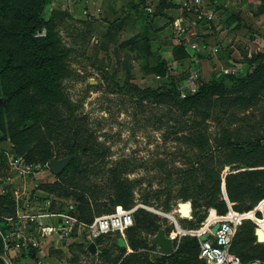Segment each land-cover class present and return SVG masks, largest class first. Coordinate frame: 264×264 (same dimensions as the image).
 <instances>
[{
    "label": "rangeland",
    "instance_id": "374dc122",
    "mask_svg": "<svg viewBox=\"0 0 264 264\" xmlns=\"http://www.w3.org/2000/svg\"><path fill=\"white\" fill-rule=\"evenodd\" d=\"M122 4L128 6L131 0L129 3L123 0ZM183 12L188 13L187 10ZM245 12L246 22L240 24H249L248 30L237 27L236 32L241 36L227 41L225 47L218 41L215 43L213 37L214 32L222 30L221 27L215 30L216 26L207 22L217 19V16L207 19L203 13L195 17L190 13V16L185 15L188 21L180 36L186 39L182 45L186 57L172 62L171 42L161 49L162 57L168 60L165 66L169 74H176L182 79L194 69L198 80L208 81L229 68H237L239 73L250 72L254 64L245 68L246 60L255 52H264V5H251L246 7ZM43 17L51 23V51L63 65L56 80L59 90L70 102L72 116L83 118L80 138L91 150L81 148L75 157L72 156L73 166H69L67 172L59 177L47 170V161L26 162L23 155L14 151L4 130L0 129V215L12 214L17 200L19 205L26 204L32 208L28 212L43 213L33 219L32 226L46 225L40 221L43 219L48 220V225L54 229L60 228L56 218L62 215L76 218L77 201L74 197L80 192H84L90 200L105 204L91 206L93 217L113 212L119 206L105 201L110 192L107 188L108 170L113 167L121 170V178L132 181L131 191L136 201L141 194H150L154 190L161 192L149 199L150 206L138 202L135 206H142L157 216L154 223L163 228L166 235L173 237L175 250L182 236H194L189 231L198 230L201 223L207 224L217 215L213 208L200 206L196 212L197 215L204 212L202 220L198 221V216L191 215L182 218L177 212L180 201L174 197L169 199L168 210L164 209L162 202L166 190L170 189L169 194L175 195L177 184L174 180L181 177L185 168L195 164L197 146L187 143L192 142L197 132L201 134L200 142H205L201 145L204 151L206 147L209 149L219 144L225 136L237 142L264 136V91L251 105L227 111L212 109L210 117L202 121L191 112L181 113L167 102L156 104L149 99L140 100L130 89V86L157 88L168 83L164 78L145 72L141 67L144 60L129 48L130 38L151 34L148 26L142 27V17L140 21H133L125 19L126 16H121L119 12L112 15H104L100 11L93 13L88 0L48 1L43 6ZM199 19L203 22H196ZM189 21L195 22V25ZM174 30L172 24L166 25L164 33L173 38ZM191 31L193 35H190ZM43 34L42 29L36 35ZM168 37L166 41H170ZM157 46L160 48L158 38L154 40L152 37L150 48L159 52ZM214 46L215 49H212ZM148 61L151 66L156 63L155 53L148 57ZM3 102L0 97V105ZM50 146L53 153H60L57 151L60 149L59 141H50ZM10 160L15 165L26 162L30 167L26 166L20 175L17 168L9 164ZM235 166L244 169L240 164ZM228 171L229 166H224L219 173L220 188L222 184L224 186L223 176ZM198 175L202 176L201 172ZM258 202L251 210L239 215L253 212V216L243 217L247 218L244 220H249L254 224L253 228L257 226L264 233V217L260 213L254 214V210L262 212ZM168 214L173 219L167 217ZM77 223L68 227L66 235L56 236L54 244H50L46 251L48 259L40 264H112V260L119 257L115 233L101 234L95 241V238L86 237L84 228ZM189 226L196 228H187ZM153 234V230L140 231L147 242L135 254L143 253L150 262L159 264L155 257L158 255L156 246L148 241ZM121 241L119 237L118 242ZM89 242L94 243V254L86 250ZM100 251L103 254H99Z\"/></svg>",
    "mask_w": 264,
    "mask_h": 264
},
{
    "label": "trees",
    "instance_id": "16d2710c",
    "mask_svg": "<svg viewBox=\"0 0 264 264\" xmlns=\"http://www.w3.org/2000/svg\"><path fill=\"white\" fill-rule=\"evenodd\" d=\"M48 1L51 0H0V97L4 101L0 105V129L4 130L14 151L23 155L26 162H45L50 158L71 155L67 165L56 174L60 177L69 166H73V157L81 148H91L80 138L83 118L72 116L69 108L71 104L59 90L56 81L63 65L51 51V23L43 17V6ZM165 2L158 0L157 9L164 7ZM263 5L264 0H259V7ZM144 21L147 25L148 21ZM42 29L44 34L36 35ZM151 38L152 33L132 37L128 40L129 48L144 60L141 67L145 72L164 78L168 83L157 88L130 86L140 100L149 99L156 104L167 102L181 113L191 112L203 121L210 117L212 109L227 111L251 105L258 99L259 93L264 91V52H255L244 63L245 68L254 64L250 72L245 70L239 74H215L208 81L199 80L194 92L180 97L176 84L181 79L176 74L166 75V62L150 48ZM154 53L156 63L151 66L148 57ZM171 56L175 60L183 59L186 53L183 47L174 45ZM200 137L201 134L197 132L192 142L187 143L189 146H197L195 164L185 168L181 177L174 180L177 184L175 195L171 196L170 189L166 190L162 202L165 211L168 210L171 197L189 201L190 215L198 216V221L205 216L204 212L197 215L196 208L200 206L204 209L211 207L217 214H223L228 201L238 212L251 210L264 198V136L241 142L225 136L214 147H206V151L201 148L205 142L201 143ZM50 141H59L58 155L53 153ZM235 164H240L244 169H239ZM224 166H229V171L223 176L226 199L219 186V173ZM119 172L120 169L113 167L108 170L107 188L110 192L105 197L108 204L121 209L133 207L137 202L150 206L149 199L161 193L158 190L144 193L136 201L131 191L132 181L121 178ZM199 172L202 176L198 175ZM1 187L4 188L5 184L2 183ZM74 199L77 201L76 219L83 224L89 223L93 218L91 206L101 203L95 199L90 200L84 192L77 194ZM248 216H253V212L241 217ZM156 218L155 214L141 207L133 210L132 224L123 232L131 251L124 253V245L118 243L120 235L116 232V246L120 251L119 257L112 260V264H154L143 253L135 254V251L146 246L147 240L140 235V231L153 230L155 233L160 228L154 223ZM242 221L236 228L230 250L242 262L257 259L264 264V243L256 242L254 224L249 220ZM197 250L196 237L184 235L171 254H158L155 257L159 264H203L200 259H196ZM99 254H103V251ZM34 255V252L30 253L31 258ZM0 264H3L1 259Z\"/></svg>",
    "mask_w": 264,
    "mask_h": 264
},
{
    "label": "built area",
    "instance_id": "2783aa9c",
    "mask_svg": "<svg viewBox=\"0 0 264 264\" xmlns=\"http://www.w3.org/2000/svg\"><path fill=\"white\" fill-rule=\"evenodd\" d=\"M216 0H182L181 7L187 11L195 12L201 8L206 3H211L212 5ZM200 14V13H199ZM204 17L210 19L211 16L205 14ZM175 29L178 31H183L181 28L180 21L174 23ZM192 35L194 33H191ZM237 68H229L223 70L224 73H239ZM169 72L166 71V75ZM158 78V76H156ZM198 75L193 69L189 71L185 76L176 84V91L180 97H184L188 93L195 91L198 85ZM17 163V162H16ZM10 165L16 167L18 174L22 175L26 166L30 167V164L17 163L15 165L14 161L9 162ZM23 188V187H22ZM258 203L261 204L262 208L264 205V198H262ZM14 215L7 220L6 231L2 232L0 230V238L2 242L3 254L1 255L3 264H14L13 262L17 258L25 256L30 257V253L34 252L33 260L39 258L38 252L40 251V245H43L49 238L60 235H66L69 226L75 224L81 225L84 228V233L88 238H95L101 234L105 233H118L123 236L124 230L131 226L132 224V212L136 206L130 207L128 209L117 208L115 211L97 215L92 218V220L87 224H81L76 218H72L68 215H62L60 218V228L54 229L51 225H39L33 227V231L26 226L25 223L32 224L34 218L42 215L41 213H33L27 211L32 209L26 204L19 205L18 201L15 200L14 204ZM249 211V210H248ZM178 212V211H177ZM259 212V210H254V214ZM215 213V212H214ZM243 212L233 211L230 204L226 201V211L223 214H215L214 220L205 224L201 223L198 230H195L193 235L197 239V257L203 264H263L257 259H251L242 262L231 250V243L234 237L236 228L240 225L241 221L247 218L240 217L239 214ZM179 215V214H178ZM180 216V215H179ZM58 219V218H56ZM250 219V218H249ZM217 222V228L214 232L210 233L205 239H198V235L204 231H209L210 226ZM9 249H13V254H6ZM32 259V258H31Z\"/></svg>",
    "mask_w": 264,
    "mask_h": 264
},
{
    "label": "crops",
    "instance_id": "0c3cea01",
    "mask_svg": "<svg viewBox=\"0 0 264 264\" xmlns=\"http://www.w3.org/2000/svg\"><path fill=\"white\" fill-rule=\"evenodd\" d=\"M88 1L91 3V9H92L93 13L100 11L101 13H104V15L105 14L106 15H112V14L119 12L121 14V16L122 15L126 16L125 19H127V20L129 19V20H133V21H138V20L140 21L141 17H142L143 21L146 19V21H148V24L145 25V21H144L143 22L144 26H142V27L145 28L146 26H148L149 29L151 30L150 32L152 33V37L154 38V40L155 39L157 40V38H158V43H159L160 48L158 46H157L158 48L156 47L159 51L156 53L161 58L164 59V61L166 62L167 65H168V60H167V58L162 57L161 49H163L164 46H168V44L170 42H171V46L179 45L182 47V45L185 44L186 39L184 40V38H182V36H180L181 31L174 30L173 38H171L169 36L170 41H166V39L168 37L164 33V31L166 29V25L172 24V26L175 29L174 23H177L178 21H180L181 26L185 30L186 28L184 27V25L186 26V22L188 21L187 17L185 15H189V13L191 15H193L194 17L197 16L199 13L200 14L203 13L204 15L208 14L211 16V19L214 17L216 18V16H217V19H214L212 21L207 20V22H208V24L216 26V27H214L215 30H217L221 27L222 30H219L218 32H216V34L214 32L213 37L216 39L215 43L218 41V43H220V45L222 47H225L227 41H230L232 39H237V37L241 36V34L236 32L237 27H239L240 30L242 29V27L245 30H248L249 24H247V23L244 25L240 24L243 21L246 22V17H247V14L245 12L246 7H251V5H255V4L259 5V0H216L215 3L213 4L214 7L210 6V5H212L211 3H209V4L206 3L200 9L196 10L195 12L187 11L188 13H185L183 11H186V10H183L181 7V1L182 0H165L166 2L164 3L165 4L164 7L160 8V9L159 8L157 9L158 0H131V4H129L128 6L127 5L125 6V4H122L123 0H88ZM127 1H128V3L130 2V0H127ZM191 22L192 21H189V23H191ZM196 22H203V21L201 19H199ZM194 23L195 22H193L191 24H194ZM198 25H200V23H198ZM211 30L213 31V28H211ZM226 32H227V34H226ZM191 33H193V31L190 32V35H192ZM188 35H189V33H188ZM225 35L227 37H225ZM212 49H215V46L212 47ZM171 60H172V62H176V61H179L181 59L175 60V59L171 58ZM167 70H168V67H167ZM14 208L12 209L13 213L10 214L9 216H5L2 214L0 215V230L2 232L6 231V224H7L6 219L13 217L14 211H15ZM262 212H263V209H262ZM42 217L43 216H41L40 218H42ZM40 221L46 225L49 224L48 220L45 221L43 219H40ZM25 225L29 226V229L32 230V233L34 232L32 228L36 226L35 224L32 226L30 223H25ZM30 225H31V227H30ZM120 237L122 238L121 239L122 241L118 242V243H120V244L122 243L124 245V248H125L124 253L130 252V248L128 247V245L126 243L125 238H123L124 235L120 236ZM52 238H54V236L50 237L49 240H47V242H45V244L42 245V248L38 252L39 258L35 259L36 261H34L33 258L31 259L28 256L24 255V257L17 258L13 263L14 264L15 263H19V264H40L41 261L48 259L47 255H46V251H47V249H49V245L54 244V241L56 240V238H54V239H52ZM0 243H1L0 259L2 261L1 255L3 254V248H2L1 238H0ZM13 251H14L13 249H9V251H7L6 254L7 255L13 254ZM2 263H3V261H2Z\"/></svg>",
    "mask_w": 264,
    "mask_h": 264
},
{
    "label": "water",
    "instance_id": "95a60500",
    "mask_svg": "<svg viewBox=\"0 0 264 264\" xmlns=\"http://www.w3.org/2000/svg\"><path fill=\"white\" fill-rule=\"evenodd\" d=\"M71 159V155L62 156L59 158H50L47 161V170L52 174H58L60 171L67 165L69 160ZM221 193L226 199L224 186H221ZM142 207V206H141ZM178 214L182 218H188L190 216V202L189 201H180L178 203ZM263 209V208H262ZM260 214L264 217V210L263 212L260 211ZM60 222V218L57 219V223ZM217 228V222H214L209 231H204L198 235V239L203 240L205 239L210 233L214 232ZM190 233H194L195 231H189ZM35 234V232H33ZM253 234L255 236L256 242H263L264 241V234L263 232L256 226L253 230ZM150 243L156 246V252L160 255H169L174 251V247L172 245L173 237H170L165 234L163 228H158L155 233L149 239ZM86 250L90 254L95 253V246L93 242H89L86 245Z\"/></svg>",
    "mask_w": 264,
    "mask_h": 264
},
{
    "label": "bare ground",
    "instance_id": "6f19581e",
    "mask_svg": "<svg viewBox=\"0 0 264 264\" xmlns=\"http://www.w3.org/2000/svg\"><path fill=\"white\" fill-rule=\"evenodd\" d=\"M167 217H169L170 219H173L172 217H171V215L170 214H168L167 215ZM213 219V218H212ZM176 228H178V227H176Z\"/></svg>",
    "mask_w": 264,
    "mask_h": 264
}]
</instances>
